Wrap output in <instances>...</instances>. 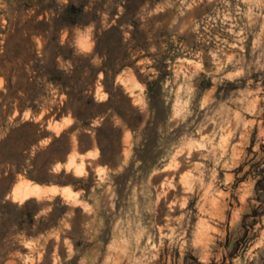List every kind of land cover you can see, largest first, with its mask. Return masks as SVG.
Listing matches in <instances>:
<instances>
[{
  "label": "rangeland",
  "instance_id": "rangeland-1",
  "mask_svg": "<svg viewBox=\"0 0 264 264\" xmlns=\"http://www.w3.org/2000/svg\"><path fill=\"white\" fill-rule=\"evenodd\" d=\"M0 264H264V0H0Z\"/></svg>",
  "mask_w": 264,
  "mask_h": 264
},
{
  "label": "bare ground",
  "instance_id": "bare-ground-1",
  "mask_svg": "<svg viewBox=\"0 0 264 264\" xmlns=\"http://www.w3.org/2000/svg\"><path fill=\"white\" fill-rule=\"evenodd\" d=\"M71 159L69 160V163H72L73 164V159L72 160ZM58 190L61 191L64 195H67V196H69L70 193H71V191L69 190L68 187H64V186L63 187H61V186L60 187L59 186L57 187L56 185H42V184L39 185V184H35V183L29 185L27 182H23V183L19 184L18 186H16L15 189H14V193H15V198L20 197L21 199H24L26 196L28 197V195L29 196L30 195H33V194L38 195V193L40 194V193H47V192L53 194V193H56Z\"/></svg>",
  "mask_w": 264,
  "mask_h": 264
},
{
  "label": "clouds",
  "instance_id": "clouds-1",
  "mask_svg": "<svg viewBox=\"0 0 264 264\" xmlns=\"http://www.w3.org/2000/svg\"><path fill=\"white\" fill-rule=\"evenodd\" d=\"M85 34H82L80 31H77L74 36V48L77 53L85 52L87 49L82 47L81 41L85 38Z\"/></svg>",
  "mask_w": 264,
  "mask_h": 264
}]
</instances>
